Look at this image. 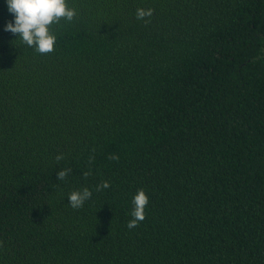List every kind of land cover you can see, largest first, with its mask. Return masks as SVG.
Listing matches in <instances>:
<instances>
[{"label": "trees", "instance_id": "1", "mask_svg": "<svg viewBox=\"0 0 264 264\" xmlns=\"http://www.w3.org/2000/svg\"><path fill=\"white\" fill-rule=\"evenodd\" d=\"M67 4L40 55L0 0V264H264V0Z\"/></svg>", "mask_w": 264, "mask_h": 264}, {"label": "clouds", "instance_id": "2", "mask_svg": "<svg viewBox=\"0 0 264 264\" xmlns=\"http://www.w3.org/2000/svg\"><path fill=\"white\" fill-rule=\"evenodd\" d=\"M7 10L14 19L5 26V31L16 35L22 44L32 48L40 55H47L55 50L56 35L51 31L53 25H59L61 20L71 22L76 16V10L70 8L67 0H6ZM153 15V9L137 8L135 18L149 21L146 17ZM62 155H57L55 160L59 162ZM109 159L118 160L115 154H110ZM92 158L89 159V163ZM72 169H61L55 173L57 180H66ZM91 170L82 172V178L87 179L91 175ZM110 187L107 181H101L95 186L100 192ZM92 192L84 187L81 190H74L67 196L68 205L73 209H79L85 201L89 200ZM131 219L127 223L129 229L137 227L145 217V208L148 205V196L143 189H138L132 196Z\"/></svg>", "mask_w": 264, "mask_h": 264}]
</instances>
